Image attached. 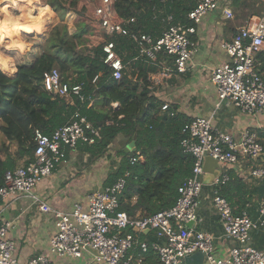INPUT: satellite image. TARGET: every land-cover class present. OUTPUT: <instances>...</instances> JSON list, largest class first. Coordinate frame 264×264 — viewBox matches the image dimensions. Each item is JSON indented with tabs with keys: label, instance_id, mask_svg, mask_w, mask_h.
I'll use <instances>...</instances> for the list:
<instances>
[{
	"label": "built area",
	"instance_id": "obj_1",
	"mask_svg": "<svg viewBox=\"0 0 264 264\" xmlns=\"http://www.w3.org/2000/svg\"><path fill=\"white\" fill-rule=\"evenodd\" d=\"M193 6L187 18L193 25L182 21L170 25L163 35L154 38L145 32L129 28L135 18L122 19L115 10V0H100L94 15L104 35L124 36L136 46L135 59L144 58L153 62L160 52L173 58L172 64L159 67L148 78L153 85L159 84V71L164 78L173 72L186 73L196 51L197 44L191 39L196 26L210 13L222 11L225 19H234V0H190ZM169 16L168 20H172ZM227 60L212 69L210 79L218 96L217 106L231 101L241 112L259 116L264 114V79L256 70V56L264 50V7L261 14H253L244 26L238 28L231 40L222 45ZM104 64L114 79H121L127 68L112 39L103 44ZM98 76L93 78V82ZM45 89L52 95L71 98L74 95L84 100L83 83L66 81L60 70L53 68L43 75ZM170 104L162 106L167 111ZM184 151L194 157L191 175L179 187V196L171 208L148 216L131 217L120 210V195L132 170H127L112 185L106 186L88 197V204H74L71 211L56 209L34 194L35 187L54 170L67 161V151L76 150L80 144H93L100 137V128L95 127L78 110L69 122L52 134L35 131V159L5 173L0 186V202L32 198L39 210L55 220L57 231L50 238V252L54 256L81 258L88 247L97 251L94 260L85 264H142L144 253L151 248L159 258L158 264H184L187 256L195 252L205 255V264H264V249L249 244L254 230H264V199L258 204V215L253 218L247 210L237 214L228 199L216 188L230 180L231 166L251 163L246 176L251 180L264 179V145L251 129L242 132L236 139L231 133L217 129L214 116H197L183 128ZM210 156L216 159L223 170L214 178V207L220 218L224 235L232 238L236 246L226 255L216 252L214 237L198 230L201 221L197 212L203 189L204 162ZM143 160L140 153L131 158V164ZM10 204V203H9ZM192 225H189V224ZM12 222L0 216V264H56L50 255L41 254L28 260L16 256V242L10 237ZM153 231L158 241L141 240L140 235ZM162 242V243H161ZM141 248L137 260L133 250Z\"/></svg>",
	"mask_w": 264,
	"mask_h": 264
},
{
	"label": "trees",
	"instance_id": "obj_2",
	"mask_svg": "<svg viewBox=\"0 0 264 264\" xmlns=\"http://www.w3.org/2000/svg\"><path fill=\"white\" fill-rule=\"evenodd\" d=\"M40 1L42 5L50 6L58 18H49L50 25L45 34L23 36L32 44L27 59L18 51L1 47L6 56L14 59L17 72L14 76H6L0 71V132L5 138L0 149V186L8 170L34 161L36 130L50 135L67 124L78 110L100 128V137H96L95 143L78 146L80 152L88 154V163L111 158L110 149L120 137L127 145L135 142V150L118 151L119 158L112 161L103 183L104 187L112 185L127 170H132L120 195V210L136 217L171 208L179 196V187L191 175L194 166V157L182 146L183 128L191 119L176 113L174 108L162 111V102L148 77L158 73L163 63L171 64L173 58L160 52L153 62L144 58L137 60L136 46L131 40L118 35L109 37L114 40L126 66L131 64L133 67L132 74L125 69L121 79H114L111 69L104 64V41L93 49L87 46L94 38L82 17L85 11L98 6V0ZM192 6L190 0H115V10L120 18H135V22L129 24L131 30L145 32L154 38L161 37L178 21L193 25L187 18ZM70 13L77 14L73 32L65 23V17ZM169 16L173 19L168 20ZM23 30L29 31V28ZM255 63L264 79V50L257 54ZM55 67L66 81L83 83L84 100L76 95L71 98L54 96L45 89L43 75ZM95 76L98 78L93 82ZM138 153L143 160L132 165L131 158ZM228 173L230 180L216 187L220 194L228 199L237 214L244 210L251 214L249 210L252 209L258 215V205L249 207L251 196L247 195L256 194L263 200L264 179H255L247 188L233 170ZM236 187L246 189L242 198L236 200L237 208L234 199L238 196L233 192L238 190ZM149 235L150 232H145L140 239L154 241L155 236ZM137 251L142 254L140 247ZM144 256L142 264L159 263L157 253L151 248Z\"/></svg>",
	"mask_w": 264,
	"mask_h": 264
},
{
	"label": "crops",
	"instance_id": "obj_3",
	"mask_svg": "<svg viewBox=\"0 0 264 264\" xmlns=\"http://www.w3.org/2000/svg\"><path fill=\"white\" fill-rule=\"evenodd\" d=\"M244 1L246 0H234L233 12H235V9L239 10L241 8L239 3ZM248 1L258 2V0ZM13 3L15 6H13ZM24 3L27 12L38 10V15L41 12H53L50 6L42 5L40 0H0V9L7 7L12 14L9 21V17L0 12V71L6 76H14L17 67L14 59L6 56L1 51V47H5L9 51H18L24 59H27L32 44L25 40L23 36H34L35 34L25 24L20 28L21 14H23L21 7ZM6 21H9L7 30L4 27ZM234 21L241 23L237 18ZM246 22L247 20L242 26ZM24 27L30 30H23ZM238 28L235 23H230L228 19L223 17L220 9L217 12L208 14L196 26V32L190 36L196 42L197 47L188 71L183 74L173 72V75L169 78H164L162 73L160 74L161 71H159V84L154 85L156 88L155 94L162 102V106L169 103L170 108L176 109V113L184 114L190 119L197 116L209 117L213 115L215 127L221 131L231 133L236 139L241 137L244 130L251 129L264 145V114L259 116L245 114L231 101H224L218 107V96L210 79L212 69L227 60V55L222 47L223 43L231 40L232 35ZM8 44L13 46L6 47ZM20 44H23L24 47H19ZM5 58L8 59L7 66L4 64ZM166 64L167 62L160 66L161 70ZM113 105L114 107L117 106L116 103ZM126 147L128 149V146ZM127 149L125 148V150ZM106 158L104 157L95 163H88L87 153L80 152L79 148L69 150L67 161L59 165L51 176L39 183L34 189V194L54 208L64 211H71L77 202L87 205L89 195L104 188V180L111 170L114 159L109 158L112 161L106 162L103 160ZM109 163L111 166L104 168ZM260 163L264 165V159ZM249 166H251V163L246 165L245 162H240L230 167V170H233L234 174L243 180L247 188L252 186L254 182L246 176ZM204 168L201 202L197 212L201 221L197 222L195 227L211 234L214 237L216 252L219 255H226L229 249L236 246V242L224 235L219 215L213 203L215 195L213 181L223 170L214 160L205 161ZM236 188L238 190H233L234 194L238 196L234 199L235 201L242 198L246 191V189L242 190L243 188L241 190L239 187ZM247 197L251 198V202L248 204L251 208H255L261 199L256 194L247 195ZM238 205L239 203L236 201L235 207L237 208ZM249 211L253 218L257 217L256 210L251 209ZM0 216L12 222L10 237L16 242V256L20 260H28L46 254L50 255L56 264H85L94 260L97 255L89 249L84 251L81 258L59 257L51 254L50 238L57 231L55 220L49 214L41 212L38 206L32 202V198L0 202ZM149 232V236L154 235V241H158L155 232ZM149 232L146 233L149 234ZM249 244L254 248L264 249V231L257 232L254 230L251 233ZM132 255L135 260L142 256L137 249L133 250Z\"/></svg>",
	"mask_w": 264,
	"mask_h": 264
},
{
	"label": "rangeland",
	"instance_id": "obj_4",
	"mask_svg": "<svg viewBox=\"0 0 264 264\" xmlns=\"http://www.w3.org/2000/svg\"><path fill=\"white\" fill-rule=\"evenodd\" d=\"M100 0H98V4H99ZM97 4V5H98ZM241 5V8H239V10L235 9L234 12V19H239L241 21V23L235 22L234 19H228V21L230 23H235V25L238 27H241L244 22L253 14H261L263 7H264V1L263 0H258L257 1H251L249 2L248 0L244 1V2H240L239 3ZM30 7L32 6L31 4L29 5ZM233 6V5H232ZM22 13L21 14V22H20V28L23 27V24H25L27 27L31 28V32H34V36L36 34L39 35H43L46 33L48 27H49V18L50 17H54V18H58L57 15L53 12H47V13H43L41 12L38 15V10H36V12L33 11H29L27 12V7L24 5H22ZM233 8V7H232ZM31 9V8H29ZM95 10V9H94ZM94 10H87L84 12V15L82 17V19L84 20V24L88 26V31L92 34V37L94 38V40L92 42H89L87 44V46H89L91 49H93L97 43H101L103 41H105L106 39H109V36L104 35L103 31L100 29V27H98V20L96 19L95 15H94ZM46 14V15H45ZM47 17V20H46ZM77 17V14L75 13H70L67 14L65 17V23L67 24L70 32H73L75 29V19ZM59 20V19H58ZM34 22H38V23H34ZM34 26V29H33ZM39 32V33H38ZM21 37V35H20ZM89 49V50H91ZM57 68V67H55ZM58 69V68H57ZM127 72L129 74H132L133 72V67L131 64L127 65L126 68ZM4 136L3 134L0 132V149L2 147V144L4 142ZM128 146L126 144V141L123 140L121 137L115 141L114 145L111 147L110 149V155L112 154L111 158H114L113 160H117L119 158L118 156V151L120 149H127ZM126 151H129V149H127ZM104 161H109L111 162L112 160L109 159V157H107L106 159H103ZM20 165H23V162L20 163ZM107 166H111L110 163L108 165H106L104 168H106Z\"/></svg>",
	"mask_w": 264,
	"mask_h": 264
},
{
	"label": "water",
	"instance_id": "obj_5",
	"mask_svg": "<svg viewBox=\"0 0 264 264\" xmlns=\"http://www.w3.org/2000/svg\"><path fill=\"white\" fill-rule=\"evenodd\" d=\"M128 149H129V151L135 150V142L134 141H132L128 145ZM207 160H214L217 164H219L216 159H214L210 156H208L205 161H207ZM189 225H192V224L190 223ZM88 249L94 251L97 254V251L94 250L93 248L88 247ZM204 259H205V255L202 252L198 251V252H195L194 254H192L190 256H187L184 260V264H204Z\"/></svg>",
	"mask_w": 264,
	"mask_h": 264
},
{
	"label": "clouds",
	"instance_id": "obj_6",
	"mask_svg": "<svg viewBox=\"0 0 264 264\" xmlns=\"http://www.w3.org/2000/svg\"><path fill=\"white\" fill-rule=\"evenodd\" d=\"M13 6H15L14 3H13ZM0 12H3L5 15H7L9 17V21L11 20L12 14L8 11L7 7L3 8V9H0ZM9 21H6L5 24H4L5 30H7V24H8ZM34 23H38V22H34ZM12 46H13L12 44L6 45V47H12ZM19 47L23 48L24 45L20 44ZM4 64H5V66H7V64H8V59L7 58L4 59Z\"/></svg>",
	"mask_w": 264,
	"mask_h": 264
}]
</instances>
